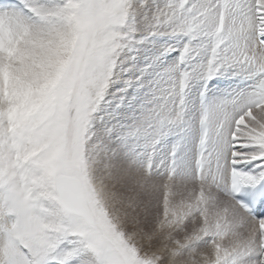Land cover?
<instances>
[{
  "label": "snow or ice",
  "instance_id": "6c2138e0",
  "mask_svg": "<svg viewBox=\"0 0 264 264\" xmlns=\"http://www.w3.org/2000/svg\"><path fill=\"white\" fill-rule=\"evenodd\" d=\"M0 264H264V0H0Z\"/></svg>",
  "mask_w": 264,
  "mask_h": 264
}]
</instances>
